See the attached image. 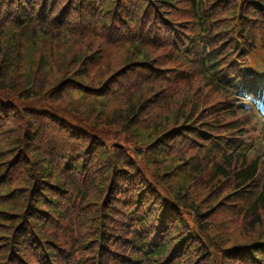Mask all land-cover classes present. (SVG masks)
I'll list each match as a JSON object with an SVG mask.
<instances>
[{
    "label": "rangeland",
    "instance_id": "rangeland-1",
    "mask_svg": "<svg viewBox=\"0 0 264 264\" xmlns=\"http://www.w3.org/2000/svg\"><path fill=\"white\" fill-rule=\"evenodd\" d=\"M35 1L39 10L56 9L57 17L67 21L62 26L52 18L46 21L43 13L25 14L10 20L26 23L0 25L4 46L8 42L11 52L15 47L18 51L10 63L15 68L21 65L16 71L7 65L6 71L15 77L26 74L25 91L22 86L11 89L6 99L9 107L0 110L2 146H12L8 162L0 166L6 168L0 176L4 187L0 189V264H43L42 258L51 259L54 253L59 262L70 260L69 248L78 264H101V252H107V264L143 263L135 252L125 260L114 256L120 244L114 245L117 237L108 248L103 246L102 208L117 174L121 180L115 204L122 219L112 233L125 224L134 229L136 212L129 203L136 189L138 194L160 198L155 210L162 203L166 206L165 227L174 232L170 241L184 238L177 256L178 248H172L170 264H264V210L253 204L262 173L258 182L243 185L237 172L239 160L225 163L208 141L231 135L236 125L224 96L170 47L154 46L143 35L125 32L146 23L160 35L172 33L170 27L193 31L197 25L193 0ZM258 1H201L200 7L210 9L212 39L223 40L226 51L239 43L264 49V18ZM7 2L15 0H0V16L3 10L11 11ZM81 16L94 24L77 30ZM36 18L39 23L32 22ZM43 24L52 32L46 34ZM45 142H54L58 149V165L55 161L57 168L52 165V170L45 169L46 156L38 151ZM70 158L73 169L66 166ZM39 163L44 177H38L48 184L35 186L39 197L31 190L30 198L23 199L26 183L21 181L34 178ZM116 167L121 169L115 171ZM70 173L76 182L86 181L71 196ZM102 173L106 177L95 196L96 189L90 191L89 186ZM138 178L143 181L137 182ZM87 186L89 195L82 203ZM35 197L42 208L35 205ZM21 198L22 207L15 209ZM67 198L72 207H64ZM46 203L54 209L39 238L29 217L42 218ZM93 210L98 211L97 221L87 220ZM139 211L144 216L149 212ZM174 215L182 221L178 226ZM158 217L162 219V214ZM23 225L29 229H20Z\"/></svg>",
    "mask_w": 264,
    "mask_h": 264
},
{
    "label": "trees",
    "instance_id": "trees-1",
    "mask_svg": "<svg viewBox=\"0 0 264 264\" xmlns=\"http://www.w3.org/2000/svg\"><path fill=\"white\" fill-rule=\"evenodd\" d=\"M6 4L9 6L11 11L9 12L7 10H3V12L0 16V25H12L13 22L26 23V22H18V19L10 20L12 18V16H15V15H19L20 17L23 18L25 16V14L42 15V13H43V17L46 16V21H49L50 18H52L56 21V23H60L62 26L67 21V19L57 17L58 11L56 9L52 10V8L51 9L48 8L44 11H43V9L39 10V6L37 5L35 0H15V2H7ZM32 22L33 23H39L40 19L36 18ZM32 22H31V28L33 27ZM91 24H94L93 19L90 20L88 18H84V16H81L80 18H78V21L76 24V29L77 30L78 29H85V28L89 27ZM113 26L116 28L119 25L114 23ZM42 27H44V29L46 30V34L48 32L51 33L52 32L51 30H53L51 27L46 26L44 24ZM33 28H35V27H33ZM47 28H49L50 30ZM2 29L3 28H0V36H1ZM87 29H89V28H87ZM34 38H35V35H34ZM3 40L4 39H1V37H0V110L1 111L3 109H7L9 107L7 105H9L10 103L6 99L8 96V92L11 89H15L18 86H22L24 88V90H21V91H25V89H26L25 85H23L25 83V78H26L25 72H23L24 74L18 73L20 75L25 76V78H24L23 76H16L15 77L13 72L6 71L7 65L9 66V68L11 67L14 71H16L17 70L16 68L17 67L19 68V66H21V65H19L15 68L14 65H12V63H10L9 59L12 58L13 56H15L18 53V51L16 50V47H15L14 52H11V50L9 49V43L6 42V44L4 46ZM10 45H12L11 42H10ZM58 46H61V44L60 45L58 44ZM61 49H63V48L61 47ZM66 51H70V50H66ZM75 55L76 54L73 53L71 63L73 61H75ZM51 65H52V63H49V66H51ZM1 69L3 71L2 73H1ZM20 69L21 68H19L18 70H20ZM11 109H13V108H11ZM4 141L5 140L2 141L0 139V166H1V164L5 165L8 162L9 156H10L8 152L12 147V146L10 148L3 147L2 142H4ZM28 151L30 153L33 152L32 149L27 150V153H28ZM38 151H42V154L46 156V159H47L46 160L47 165L45 166L46 170L47 169L52 170V168H51L52 165H53V168H57L54 166L53 163L56 161L57 165H58V154L59 153H58V149L56 147V144L54 142H45L44 146L38 147ZM31 155H32V153H31ZM67 156L69 157V156H71V154H67ZM32 157L34 158L33 162L35 163V157L33 155H32ZM70 159L72 160V162L68 161L66 163L67 164L66 166L72 167V169H73L74 168L73 158H70ZM36 166H38L37 167V175L34 178H31L28 182H25L24 180L21 181L22 184L26 183V185L24 187V190L26 192L22 196L23 199L30 198L31 190H32V193L36 192V194H34V195L38 196V197L41 193L40 190L35 189V186L37 184L42 186L44 180L39 178V177H44V174H42L40 163H39V165H36ZM253 168H256V164L253 165ZM5 169L6 168H4V169L0 168V176H2L1 172L4 173ZM107 169H108V171H110L111 167L108 166ZM119 169H121V168L116 167L115 171H117ZM111 172H113V174H114V170L111 169ZM254 174H255V172L252 171L251 167H247L246 170H244V171L241 170L240 174H238L239 180H240V182H243V184L248 183L252 180ZM68 176L72 182L71 187H70V188H72V190H71V193L69 194V196H71L74 194V191H76L78 189V187L84 186L86 184V181L85 182L84 181L83 182H79V181L76 182L74 175L72 173H70ZM105 177H106L105 174L102 173L100 175V177L99 178L97 177V180H93L91 183V186H89L90 191H92L93 189H96V191L94 192L95 196L97 193V189H101V187H102L101 184L105 180ZM119 180H121V176L119 174L115 175V178L112 179V181L110 183V186H111L110 189H112V192L109 196L107 203L102 208V212L104 215L103 226H102L103 232H104V235H103V241H104L103 246H104V248H108V246H109L108 243L113 242L114 238L117 237V239L114 242V245L116 247V245L118 243H120V244H118V247L114 248L113 255L116 257L120 256V258H122L124 260L129 259V258H133L134 252L140 254L136 250V247L134 244L136 242L134 240V236L136 238H138L137 231L139 228L142 232V235H140L139 238L143 240L144 244H146L144 247L148 246V242L150 241V239L152 237L159 235L158 239L160 240L159 247L154 249L152 252L143 253L141 251L140 256L142 257V259L145 258V260H146L144 264H160V263L164 264V263H168V262L170 264L172 257H173L172 256V248L174 246L176 248H178V249H176V251L174 253V255L177 256L180 253V248L182 246V243L180 241L183 240L184 238L183 237L178 238L173 243H172V241H170V239L174 236V232L172 231V232L168 233L166 230L167 228L165 227V225H166L165 218L167 216V210L165 208L166 206H164L162 203V204H160L161 206L159 207V209L155 210V206H156L158 200H160V198L156 197L155 194H152L150 197H148L144 193L138 194V191H136V189L133 193H130L131 201L129 204H130V206H132L136 210V216L137 215L139 216L138 220L134 221V223H133V224H135V227H134V229L131 230L130 227L127 224H125L124 225L125 227L122 230L120 228L118 231H115L114 233H112L111 228L115 227L116 226L115 224L119 220L122 219L121 213L118 211L119 207L115 204V194H116L115 189H116L117 185L120 184ZM141 181H143L141 178L137 179V182H141ZM33 182H34V186H33ZM0 183H1V180H0ZM44 183L48 184L46 182H44ZM49 184H52V183H49ZM54 185H56V184H54ZM40 186H39V188H40ZM0 189L2 191L4 189V187H2V185H0ZM87 190H88V186L86 187V190L84 191V195H83L82 200H81L82 203H83V201L86 200L85 199L86 193H87V197L89 195ZM140 190H142V189H140ZM148 191H150V190L148 189ZM2 193L3 192H0V195ZM261 194L262 195L260 196L258 204L260 206V209L264 210V190ZM48 198L50 199V197H48ZM23 199L21 198L19 201H17V204L14 206L15 209L22 207ZM33 200L36 201L35 205L37 207H40V208L43 207L39 203V201H40L39 198L35 197ZM69 201L70 200L68 199V201L66 200L64 202V207H66L65 206L66 204H67V206H71V207L74 205V203H72L71 201L69 202ZM151 202H154V203L150 206ZM4 205H5V203H4ZM40 208H34V210H37ZM46 208H47V211L44 213L42 218H38V216H36L34 214L30 215V217H29V220L31 223L30 227H32L33 231L37 234V236L39 238H40V235L42 236L43 234H45L42 230L43 229L42 226L43 225L45 226L48 223L49 217L52 216V214H53L52 212H53L54 208L52 205H49L46 203ZM139 210L140 211L144 210V213H147L146 210H149V212L144 216L142 214L139 215V213H138ZM153 210H155V211H153ZM97 212H98L97 210H93L91 213V216L87 217V220L95 219V221H97ZM159 214H162V219H160L158 217ZM171 214L172 213H170V218H172ZM126 216H128V215H126ZM152 216L157 217V219L152 218ZM173 218H174V222H177L176 226H178L180 223H182V221L180 219H178V217H176L175 215L173 216ZM129 221H131V219ZM6 224L7 223H5V225ZM20 229H25L27 231V229H29V226L26 225L24 227V225H23L20 227ZM133 232H134V234H133ZM18 233H19V231H18ZM9 237H11V236H9ZM17 237H18V235H16V238ZM38 244H40V243L38 242ZM133 244H134V248H133ZM53 245L57 246L58 243L55 242ZM69 249H68V252H71L70 257L72 256V258L70 260H64V258H62V260L59 262L58 260H56L57 254L54 253V256H51L50 261L48 258L43 257L41 263H43V264H78V259L75 260V254L73 253V250L69 251ZM19 250H21V246L18 244L17 245V253H16L18 256H20ZM106 254H107V252H101V255L99 257V262L101 264H107L106 259H105ZM44 256H45V254H44ZM131 260H133V259H131ZM132 264H135V263H132Z\"/></svg>",
    "mask_w": 264,
    "mask_h": 264
}]
</instances>
